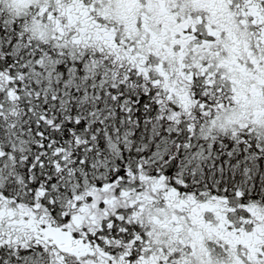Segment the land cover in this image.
<instances>
[{
  "label": "snow or ice",
  "instance_id": "snow-or-ice-1",
  "mask_svg": "<svg viewBox=\"0 0 264 264\" xmlns=\"http://www.w3.org/2000/svg\"><path fill=\"white\" fill-rule=\"evenodd\" d=\"M0 264H264V0H0Z\"/></svg>",
  "mask_w": 264,
  "mask_h": 264
}]
</instances>
